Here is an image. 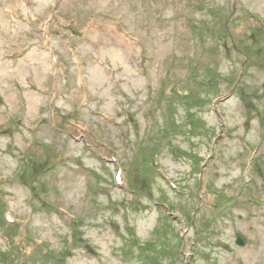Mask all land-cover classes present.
Listing matches in <instances>:
<instances>
[{"label": "rangeland", "instance_id": "374dc122", "mask_svg": "<svg viewBox=\"0 0 264 264\" xmlns=\"http://www.w3.org/2000/svg\"><path fill=\"white\" fill-rule=\"evenodd\" d=\"M0 10V264H264V0Z\"/></svg>", "mask_w": 264, "mask_h": 264}, {"label": "water", "instance_id": "95a60500", "mask_svg": "<svg viewBox=\"0 0 264 264\" xmlns=\"http://www.w3.org/2000/svg\"><path fill=\"white\" fill-rule=\"evenodd\" d=\"M237 243L241 246L245 245V243H246L245 237L241 234H238L237 235Z\"/></svg>", "mask_w": 264, "mask_h": 264}, {"label": "trees", "instance_id": "16d2710c", "mask_svg": "<svg viewBox=\"0 0 264 264\" xmlns=\"http://www.w3.org/2000/svg\"><path fill=\"white\" fill-rule=\"evenodd\" d=\"M133 191V190H132ZM1 214V216H2V212L0 213ZM4 220V219H3ZM180 254V252H178V255Z\"/></svg>", "mask_w": 264, "mask_h": 264}, {"label": "bare ground", "instance_id": "6f19581e", "mask_svg": "<svg viewBox=\"0 0 264 264\" xmlns=\"http://www.w3.org/2000/svg\"><path fill=\"white\" fill-rule=\"evenodd\" d=\"M0 12L4 14V11L0 10Z\"/></svg>", "mask_w": 264, "mask_h": 264}]
</instances>
